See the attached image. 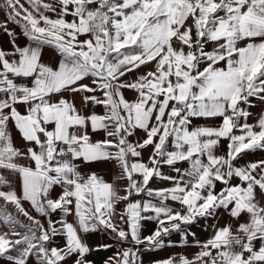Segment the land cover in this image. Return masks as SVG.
I'll return each instance as SVG.
<instances>
[{
  "label": "snow or ice",
  "instance_id": "obj_1",
  "mask_svg": "<svg viewBox=\"0 0 264 264\" xmlns=\"http://www.w3.org/2000/svg\"><path fill=\"white\" fill-rule=\"evenodd\" d=\"M0 13V264H94L114 247L103 264H144L190 244L153 264H264V110L249 122L264 0H0ZM220 210L228 221L196 239ZM96 233L112 243L91 246Z\"/></svg>",
  "mask_w": 264,
  "mask_h": 264
},
{
  "label": "crops",
  "instance_id": "obj_2",
  "mask_svg": "<svg viewBox=\"0 0 264 264\" xmlns=\"http://www.w3.org/2000/svg\"><path fill=\"white\" fill-rule=\"evenodd\" d=\"M3 19H4L3 13H0V21H2ZM9 27L14 28L17 32H19V29L15 28L14 25H9ZM7 41H8V37L4 35L3 33H0V44H3L5 48L10 47ZM18 43L24 44L25 41L23 39H18ZM49 59L50 57L46 55L45 61L47 62ZM125 95L130 99L132 98V94L130 92H126ZM253 105L254 106L249 109L252 112V116L249 119L250 123H255L257 119V115L262 110H264V105H261L256 100H253ZM97 111H102V110L98 108ZM199 123L203 124L205 123V121L201 120L199 121ZM207 123L214 126L216 124V121H210ZM145 155H147V153H145ZM252 159L253 160L264 159V153L257 152L254 155H252ZM181 166H186V165H181ZM93 168L99 171L102 175H104L106 179L109 178L110 166L93 165ZM158 183H159L158 181L154 182V186ZM227 221H228L227 214L223 212V210H220L215 219H211V218L207 220L201 219L198 223L192 225L191 230L196 233V239H199L200 241H204L207 238H209L210 235L212 234V229L208 227L209 225L216 224L217 226H223ZM153 227L154 225H152L151 223L147 224L146 231L144 234H149L150 231L153 229ZM86 239H87V242L93 247L100 243H112V241H110L107 237L102 236L99 233L89 234L86 237ZM171 239L176 241L179 239V237L177 234H173ZM192 239H193L192 237H189V241H192ZM113 251H115V247L107 251L105 250L94 251L91 255H89L88 259L92 260L94 264H103V260L106 259L108 256L112 255ZM196 251H197V248L190 244L187 247L176 246V247L165 248V249L158 250L155 252L143 253L142 258H143L144 264H153L155 260L163 259L170 255H176L180 253L191 255V254H194Z\"/></svg>",
  "mask_w": 264,
  "mask_h": 264
}]
</instances>
